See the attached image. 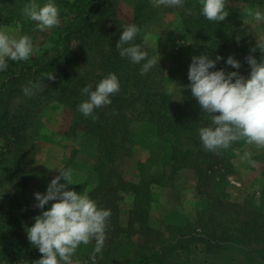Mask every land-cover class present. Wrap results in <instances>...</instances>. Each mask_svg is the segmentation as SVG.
<instances>
[{
    "label": "trees",
    "instance_id": "16d2710c",
    "mask_svg": "<svg viewBox=\"0 0 264 264\" xmlns=\"http://www.w3.org/2000/svg\"><path fill=\"white\" fill-rule=\"evenodd\" d=\"M27 2L0 0V21L20 22L22 33L30 35L37 45L27 60L9 61L7 69L0 71V173L6 171L12 152L15 171H21L20 156L27 154L30 130L42 105L61 101L75 113L66 134L79 135L81 140L67 164L73 173L71 187L86 191L100 207L111 209L96 264H264V199L234 197L229 178L238 172L235 158L241 155L246 140L234 141L227 149L210 151L204 147L198 130L210 122L211 114L200 107L191 89L181 99H174L163 83L165 67L161 63L157 61L142 74L141 64L119 55L115 45L121 25L126 23L119 17L116 0H56L60 23L50 32L36 28V22L24 16ZM257 5L264 9V0H226L228 17L212 21L201 14L200 0H184L180 23L192 37L189 48L193 55L222 56L224 60L216 68L227 70L230 66L225 61L233 46L249 54L238 24L258 10ZM156 14L150 0L135 1L131 24L140 29L135 43L146 48L149 56L155 54L145 43L143 29ZM39 35L43 39H37ZM66 61V71L43 89L37 101L34 98L13 109L12 102L22 95L23 86L30 81L40 84ZM110 72L119 77L120 90L112 95L110 104L84 116L78 109L87 99L82 88L90 84L94 89ZM43 131L46 129L42 130L45 136ZM148 137L156 143L147 144ZM138 144L150 148L148 160L157 170L147 173L146 164L141 162V179L132 182L124 176L119 162L131 157ZM78 160L90 162L85 163L88 171ZM185 169L197 175L193 217L180 219L167 214L161 229L151 221L152 186H170L175 173ZM126 194L132 196V204L127 220L122 221ZM8 202L0 201V264H33L42 256L26 232V226L34 222L28 223L15 211L14 207H21L17 194ZM94 245V239L81 244L73 259L91 264Z\"/></svg>",
    "mask_w": 264,
    "mask_h": 264
},
{
    "label": "clouds",
    "instance_id": "9594fccd",
    "mask_svg": "<svg viewBox=\"0 0 264 264\" xmlns=\"http://www.w3.org/2000/svg\"><path fill=\"white\" fill-rule=\"evenodd\" d=\"M156 2L157 5L181 7L184 0ZM200 11L212 21H224L229 15L226 0H200ZM23 14L36 22L35 27L41 31L60 23V6L56 0H28ZM254 16L257 21L264 20V11L256 10ZM121 29L115 45L119 55L141 64L142 74L149 72L157 64V57L149 56L146 48L135 43L139 27L130 23L121 25ZM258 47L262 53L259 58L251 54L245 58L250 65L247 76L239 71L241 62L234 55H229L225 61L236 69L232 71L216 68L217 63L224 60L219 55L213 59L202 53L191 59L188 70L191 83L185 86L191 88L192 96L200 107L211 114L210 122L198 130L204 147L210 151L227 149L242 138L249 144L264 146V41L258 42L252 51ZM36 48L30 35H19L0 27V71L7 69L9 61L27 60ZM47 78L54 79V75ZM120 86V79L114 72L99 80L94 89L90 84L85 85L82 93L87 99L79 103V111L84 116L93 115L95 109L112 102L111 97L120 90ZM39 87L30 81L23 88V93L33 96ZM55 169L59 170V175L49 182L46 192L34 194L36 206L43 211L34 217L31 226H26L29 241L42 253L33 264H81L73 257L81 244L86 245L92 239L95 245L90 260L91 264H96L97 254L102 252L105 243L111 209L100 207L86 191L69 187L74 185L71 168ZM50 201L51 206L45 207ZM83 264H88V261Z\"/></svg>",
    "mask_w": 264,
    "mask_h": 264
},
{
    "label": "rangeland",
    "instance_id": "374dc122",
    "mask_svg": "<svg viewBox=\"0 0 264 264\" xmlns=\"http://www.w3.org/2000/svg\"><path fill=\"white\" fill-rule=\"evenodd\" d=\"M116 1L119 17L126 24L132 23L136 0ZM150 2L155 6L157 14L143 29L145 43L155 54L157 61L165 67L163 83L166 90L174 99H181L184 93L189 92L191 89L185 85L191 83L188 78V70L191 59L194 56L189 48L192 37L190 33L182 29L179 16L180 7L157 5L156 0H150ZM257 9L264 11L263 7L259 5H257ZM254 13L251 12L247 17L243 18L238 24V28L245 34V43L249 46V54L259 58L262 54L259 47L256 51H252V49L258 42L264 41V20L257 21ZM0 27L11 29L19 35L23 34L21 24L18 21L7 23L0 21ZM55 27L44 31L50 32ZM39 36L37 37L39 40L44 37ZM249 54L248 52L242 54L235 46L232 47V55L241 62L239 71L246 76L250 72V65L245 59ZM67 62L52 73L54 79L47 78L39 84V90L35 95L25 96L22 91V95L13 100V109H16L15 107L20 104L33 101L34 98L37 101L39 94L44 91L43 89L54 84L66 71ZM227 70L236 69L230 66ZM40 101H42L41 98L38 101L39 104L41 103ZM74 119L75 113L61 101L51 100L44 106L42 105V109L36 116L30 130L31 142L26 148L25 153L27 154L20 156V159L24 160L20 161L21 171L18 174L15 171V152H12L5 165L6 171L0 173V201L9 203L8 201L17 194L21 207L16 206L15 208L12 206L28 223H33L34 217L43 211L36 206L37 202L34 194L36 192H46L49 182L59 175V170L55 168H65V166L67 168V164L74 157L75 149L81 145L79 135L66 134ZM43 129H46V132L43 131L45 136H51V138L53 136L59 137V140L57 138L53 142L41 140L40 138L44 137L42 136ZM145 141L149 145L156 143L151 137L146 138ZM245 153H248V155L245 156ZM150 154L149 147H146L145 144H138L134 148L131 157L120 160V169L127 180L132 182L140 181L142 172L139 163L141 162L146 164L147 173L154 174L157 167L150 164L148 160ZM78 162H84V164L78 163V165H85L84 169L88 167L85 163H90L85 162V160H78ZM235 164L238 165V172L229 176L232 195L236 198L251 195L256 201L261 200V198L264 199V146L246 143L241 155L235 158ZM167 171L169 173V167H167ZM181 171L178 170L175 173L174 182L170 186L156 183L152 186L151 221L161 229L165 228L167 214L180 219L193 217L196 203L197 175L191 169ZM61 182H63V179ZM51 203L52 201L45 207H50ZM131 204L132 196L126 194L121 208L122 221L127 220Z\"/></svg>",
    "mask_w": 264,
    "mask_h": 264
},
{
    "label": "crops",
    "instance_id": "0c3cea01",
    "mask_svg": "<svg viewBox=\"0 0 264 264\" xmlns=\"http://www.w3.org/2000/svg\"><path fill=\"white\" fill-rule=\"evenodd\" d=\"M56 138H57V140H59L58 138L59 137H55V136H53L52 138H51V136H44V137H42V138H40L41 140H43V141H46V142H53L54 140H56Z\"/></svg>",
    "mask_w": 264,
    "mask_h": 264
}]
</instances>
